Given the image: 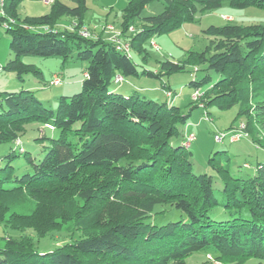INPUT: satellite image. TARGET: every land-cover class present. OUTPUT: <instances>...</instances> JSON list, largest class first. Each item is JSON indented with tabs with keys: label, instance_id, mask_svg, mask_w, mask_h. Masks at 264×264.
I'll return each instance as SVG.
<instances>
[{
	"label": "trees",
	"instance_id": "obj_1",
	"mask_svg": "<svg viewBox=\"0 0 264 264\" xmlns=\"http://www.w3.org/2000/svg\"><path fill=\"white\" fill-rule=\"evenodd\" d=\"M24 1L4 0L0 26L10 36L13 59L2 69L22 80L29 73L42 74L25 57L66 63L74 54L89 66L80 92L60 97L56 109L47 108L33 91L0 92V145L16 146L2 157L8 162L0 167V224L22 234L19 240L5 239L0 264H187L203 250H213L221 264L264 261V163L241 177L217 152L208 162L215 176L196 173L184 142L194 109L239 106L237 119L245 118L240 131L264 149V104L253 102L264 92V25L210 26L204 52L163 62L156 72H139L134 59L142 56L147 62L149 40L193 22L199 11L219 9L225 2L240 10L263 8L264 0H163V11L148 17L142 13L153 0H129L120 34L130 44V55L103 33L81 35L86 0H72L74 6L55 0L49 14L21 17ZM63 18L73 20V29L58 28ZM189 65L220 76L216 82L209 73L191 81L200 96H192L189 111L115 87L130 77H170ZM118 76L124 81L117 83ZM163 89L174 97L167 83ZM36 123L60 132L49 139L39 162L20 143ZM232 128L215 139L229 136ZM17 147L31 169L23 175L12 165ZM218 209L228 217H212ZM54 233L70 241L38 251L35 239Z\"/></svg>",
	"mask_w": 264,
	"mask_h": 264
},
{
	"label": "rangeland",
	"instance_id": "obj_2",
	"mask_svg": "<svg viewBox=\"0 0 264 264\" xmlns=\"http://www.w3.org/2000/svg\"><path fill=\"white\" fill-rule=\"evenodd\" d=\"M69 6H74L72 0H64ZM129 0H86L87 10L84 13V27L92 30L93 34L103 37L118 36L120 39V27L123 22L124 9L127 7ZM163 11V0H153L142 13V17L153 16ZM51 12V6L43 0H25L20 6L19 15L25 16H43ZM70 18H63L58 23L59 29L65 27L72 28ZM234 25H264V7L251 6L240 10L232 8L229 3H223L222 7L213 11H199L193 22L185 23L170 33L156 35L152 40L146 43L149 57L148 61H142V56L135 55L134 59L138 64L139 72L149 70L156 72L160 69L163 62L184 61L190 53H202L209 46L211 38L205 34V30L210 26ZM113 28V29H111ZM73 29V28H72ZM133 33V32H132ZM123 42L128 40L122 38ZM10 36L6 33L4 27L0 26V67L4 68L13 54L10 50ZM155 44L156 46H152ZM130 45V44H129ZM23 61L27 65H32L39 69L42 74L29 73L24 75L18 84L11 83V90L8 92H20L22 88L33 91L37 98L49 109H56L59 99L62 96L71 97L80 92L84 76H87L85 70L89 62L78 61L70 58L63 63L62 58H40L35 56L25 57ZM204 66H187L186 70L173 74L170 77L152 78L148 76L130 77L125 79L124 83L115 87L118 91L125 94L133 91H139L141 95L155 101H169L170 103L181 107L184 111H189L194 98V90L190 87L191 81L202 79L208 73L212 76L213 82H216L220 76L214 72L204 71ZM7 73L0 72L1 78L6 77ZM13 78L17 81L15 73ZM55 76V78H54ZM54 78V79H53ZM59 82V84H57ZM56 85H55V84ZM167 83L174 97L168 98L167 91L163 89V84ZM15 88H14V87ZM204 90L206 88H203ZM195 93V92H194ZM259 101L264 104V92L260 93L253 101ZM207 110L202 107L193 110L188 124L184 128V142L193 153V167L196 173H206L215 176V171L209 166V158L217 152H221L224 164H228L234 175L247 177L255 172L257 162L264 163V149L254 143L251 137L243 136L238 141H233L231 137L239 134L241 127H245V118L237 119L239 106L231 110L222 111L216 107ZM229 136H224L221 140L215 139L216 133L229 132ZM51 125L31 124L27 127V132L21 138V147L29 152L31 157H36L37 162L45 155V147L50 146V138H57L60 134L58 130H53ZM40 134V135H39ZM264 138V131L261 132ZM46 137V139H41ZM176 142H182V138ZM16 147L13 144L0 145V167L7 165L8 158L2 159ZM17 157L13 161L15 173L23 175L30 172L29 163L20 153L19 147L16 148ZM40 158V159H39ZM1 175V173H0ZM215 219H224L228 217L222 209L215 210L211 213ZM168 218V217H167ZM166 218V219H167ZM169 220L177 219L176 216L169 215ZM165 223V221H164ZM33 235V232H29ZM22 234L11 229H5L0 224V249L5 246L6 238L11 237L19 240ZM70 238L63 233H54L52 236L44 239H35L38 251L47 252L54 250L58 246L69 242ZM216 253L213 250H203L194 253L187 260V264H221L215 259ZM246 264H264V261L256 259L249 260Z\"/></svg>",
	"mask_w": 264,
	"mask_h": 264
},
{
	"label": "built area",
	"instance_id": "obj_3",
	"mask_svg": "<svg viewBox=\"0 0 264 264\" xmlns=\"http://www.w3.org/2000/svg\"><path fill=\"white\" fill-rule=\"evenodd\" d=\"M43 1L45 3H47V4H53L55 2V0H43ZM0 14L1 15H4V0H0ZM69 28L72 29L73 27L72 28L69 27ZM111 29H113V28H111ZM80 33L85 38H96L97 37L96 35L93 34L92 30H90V29H88L86 27H83L81 29ZM109 41L115 43L117 49H119L120 51H123V52L127 53L128 55H130V53H131V47H130L129 43L123 42L118 36H116V37H110L109 38ZM155 46L156 45L154 44V47ZM123 81H124V79L121 76H118L116 78V82L117 83H121ZM57 84H59V82ZM199 96H200V91H196L194 93V99H197ZM167 97L170 99L172 97V93L171 92H167ZM243 135H244L243 132L240 131L239 134L233 135L231 137V139L233 141H236V140H239L240 138H242ZM224 136L225 135H221V136L217 135L216 136V139L221 140Z\"/></svg>",
	"mask_w": 264,
	"mask_h": 264
},
{
	"label": "crops",
	"instance_id": "obj_4",
	"mask_svg": "<svg viewBox=\"0 0 264 264\" xmlns=\"http://www.w3.org/2000/svg\"><path fill=\"white\" fill-rule=\"evenodd\" d=\"M64 1V0H62ZM65 2V1H64ZM52 4H49V6H51ZM72 19H71V22L70 24L72 23ZM0 72H6L5 70H3L1 67H0ZM16 76V75H15ZM6 77H9V78H1L0 79V92H8L9 90H11V83L12 84H18L19 85V81H21L20 79L17 78V81L13 78V74L12 73H7L6 74ZM55 78V76H54ZM53 78V79H54ZM14 87V86H13ZM15 88V87H14ZM22 90H25V88H23L21 86Z\"/></svg>",
	"mask_w": 264,
	"mask_h": 264
}]
</instances>
